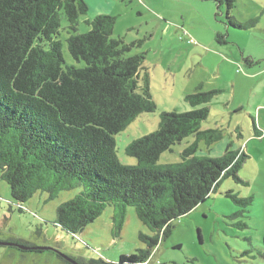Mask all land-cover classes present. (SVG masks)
Returning <instances> with one entry per match:
<instances>
[{"label":"trees","instance_id":"16d2710c","mask_svg":"<svg viewBox=\"0 0 264 264\" xmlns=\"http://www.w3.org/2000/svg\"><path fill=\"white\" fill-rule=\"evenodd\" d=\"M225 5L229 27L242 29ZM84 0H0V179L19 211L38 192L47 199L82 187L56 210V224L76 235L108 206L116 210V229L125 207L151 235L139 234L145 248L121 255L117 262L88 261L66 256L76 264H152L151 252L167 239L172 222L190 213L215 193L226 179L239 181L243 153L226 150L220 157L196 156L198 144L220 139L218 130H201L208 108L162 112L158 129L132 141L125 154L135 166L121 165L114 136L143 113L156 110L144 55L128 56L139 43L112 39L116 19L97 15L85 21L90 30L78 34L87 15ZM66 21L67 51L84 67L64 66L58 40ZM252 63V62H251ZM217 91H197L185 97L191 107L204 106ZM188 136L195 141L181 162L158 166L160 156ZM235 204L248 199L225 193ZM120 220V221H119ZM24 252L34 248L20 240L4 241ZM2 241L0 240V246ZM61 264H72L58 255Z\"/></svg>","mask_w":264,"mask_h":264},{"label":"rangeland","instance_id":"374dc122","mask_svg":"<svg viewBox=\"0 0 264 264\" xmlns=\"http://www.w3.org/2000/svg\"><path fill=\"white\" fill-rule=\"evenodd\" d=\"M87 15L80 17L78 34L90 28L85 21L97 15L116 19L112 39L139 43L128 56L144 55L156 104L114 136L121 165L135 166L125 154L134 140L158 129L162 112L185 113L208 108L201 130H218L211 145L200 142L196 156L220 157L226 150L243 153L238 182L226 179L217 191L190 213L172 222L171 233L151 252L152 264H264V0H233L230 12L244 28L229 27L225 5L211 0H84ZM66 21L58 40L64 66L84 67L67 51ZM252 62V63H251ZM197 91H217L209 103L191 107L185 97ZM195 141L188 136L164 152L157 165L181 162L182 152ZM82 187L48 200L38 192L22 211L13 202L8 185L0 179V240H20L42 252L0 246V264H61L58 255L79 260L117 262L121 255L145 248L138 235L151 232L125 207L121 229L114 207L81 233L71 235L56 224L57 207L74 198ZM227 191L246 206L235 204ZM120 221V220H119Z\"/></svg>","mask_w":264,"mask_h":264},{"label":"water","instance_id":"95a60500","mask_svg":"<svg viewBox=\"0 0 264 264\" xmlns=\"http://www.w3.org/2000/svg\"><path fill=\"white\" fill-rule=\"evenodd\" d=\"M1 245H4V246H7L8 244L7 243H1ZM38 250L40 251H44L45 248H37ZM63 257L65 258V260H67L68 262L72 263V264H76L73 260H71L70 258L66 257L63 255Z\"/></svg>","mask_w":264,"mask_h":264},{"label":"flooded vegetation","instance_id":"af4514ba","mask_svg":"<svg viewBox=\"0 0 264 264\" xmlns=\"http://www.w3.org/2000/svg\"><path fill=\"white\" fill-rule=\"evenodd\" d=\"M8 245H10L9 243H7Z\"/></svg>","mask_w":264,"mask_h":264}]
</instances>
